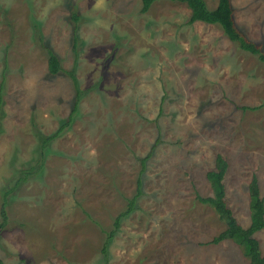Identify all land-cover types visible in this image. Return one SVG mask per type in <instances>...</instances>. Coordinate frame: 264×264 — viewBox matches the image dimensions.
Returning <instances> with one entry per match:
<instances>
[{
  "label": "rangeland",
  "instance_id": "1",
  "mask_svg": "<svg viewBox=\"0 0 264 264\" xmlns=\"http://www.w3.org/2000/svg\"><path fill=\"white\" fill-rule=\"evenodd\" d=\"M231 2L238 29L264 50V0ZM189 15L170 0L146 12L140 0H0V213L41 136L72 111L67 72L83 92L40 173L6 198L3 264H255L229 239L210 243L226 224L197 195H212L206 174L225 166L239 224L249 225L255 189L264 198V65ZM39 38L66 72L48 73ZM137 179L141 194L104 256ZM254 237L264 255V228Z\"/></svg>",
  "mask_w": 264,
  "mask_h": 264
},
{
  "label": "trees",
  "instance_id": "2",
  "mask_svg": "<svg viewBox=\"0 0 264 264\" xmlns=\"http://www.w3.org/2000/svg\"><path fill=\"white\" fill-rule=\"evenodd\" d=\"M141 1V12H146L149 10L151 5L155 1L159 0H140ZM173 2L184 3L190 9V15L187 20L188 24H193L194 22H203L206 24H216L218 25L226 37L235 42L239 49L245 51L249 54H252L257 57V59L264 65V50L262 46L252 40H250L240 29H238L235 19H234V8L232 6L231 0H217V4L213 9H209L204 0H170ZM72 18L76 21L78 19V15L76 13L72 14ZM34 28V32H38L39 25L34 22L32 23ZM36 35L38 33H35ZM39 44L42 46L47 54V70L50 75H56L59 72H66L61 67V63L58 55L54 52V50L46 46L45 43L39 38ZM77 45V37L73 36V48L75 49ZM71 70L67 72V74L71 77L73 82V87L75 88L76 96L75 103L73 104V108L71 113L68 116V119L61 125L57 132L51 134L49 136H41L40 140L42 145L41 152L39 153V157L36 160V164L33 166H29L17 171L15 179L11 180L12 185L9 189L5 191V195L3 197L2 209H1V219H0V230L5 226L7 216L5 211L6 206V198L7 196L15 190L21 183L26 182L28 179L33 178L36 174H39L43 167V159H44V147L47 145L49 141L56 138L60 132H62L66 127L69 126L73 119V114L77 108V102L82 95V91L78 88L76 77ZM2 85L0 84V117L2 115ZM259 107H264V103ZM257 107H242V109H256ZM153 147V146H152ZM150 152L146 157H149ZM141 163H144V159L141 160ZM225 173V166H223L218 171H208L206 177L213 183V192L212 195L202 197L197 195V199L202 204H207L213 208V210L217 213L219 218L223 220L226 224V228L220 232L217 236L213 237L210 240L212 244H218L223 240H231L237 246H239L242 250L243 256L248 259L250 262H254L255 264H264V255L261 254L259 243L257 239L254 237V234L264 228V198L260 197L258 191L255 189V193L251 197V205H250V222L249 225L243 227L235 216L233 215L232 210L227 206L226 197H225V185L223 182ZM141 181L137 179V187L136 194H134L131 198L127 199V205L124 211L120 212L113 219V228L106 233V238L101 247V252L104 256L107 254V246L111 241L116 230L119 229V223L123 216L131 213L135 208V201L137 197L141 194ZM0 264H3L0 259Z\"/></svg>",
  "mask_w": 264,
  "mask_h": 264
}]
</instances>
